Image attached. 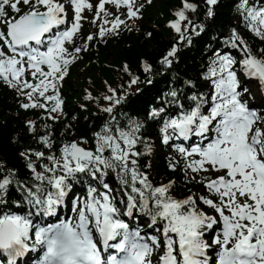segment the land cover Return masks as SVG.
<instances>
[{"label":"snow or ice","instance_id":"obj_1","mask_svg":"<svg viewBox=\"0 0 264 264\" xmlns=\"http://www.w3.org/2000/svg\"><path fill=\"white\" fill-rule=\"evenodd\" d=\"M105 2L99 0L98 7L108 15ZM112 2L126 6L129 18L142 15L144 5L137 6L135 0ZM198 7L194 0H182L175 10L169 25L179 41L192 43L189 28L204 30V24L193 25L188 15ZM85 8L94 9L91 0H0V80L26 98L23 108L49 109L45 115L52 119L59 118L54 112H63L60 86L71 63L96 35L89 33L82 46H68L75 45ZM237 10L246 26L264 39V7L239 0ZM206 14L215 13L208 7ZM100 15L95 12L93 19ZM110 23L111 29L99 27L100 37L115 32L124 20L117 15ZM226 42L241 57L215 51L203 73L208 91L192 92L185 106L183 86L171 87L157 97L163 103L150 105L147 111L158 124L162 141H175L172 147L184 158L186 177L195 179L189 171L201 174L207 194L177 197L172 194L174 181L154 184L141 168L137 158L142 153L136 145L144 143L145 152L152 148L141 136L145 121L120 111L131 85L140 81L125 64L124 71L131 76L128 88L121 85L118 91L108 85L110 94L104 96L108 103L101 107L109 120L93 133L94 146H87L88 138L81 136L62 142L59 155L32 148L22 153L36 181L31 186L16 182L26 195L15 204L26 208L14 210L5 203L15 170L0 178V254L6 264H27L23 258L30 253L37 257L32 264H154L158 249L155 264H264V114L249 106L243 95L248 89L238 74L242 71L264 85V47L254 49L236 28ZM180 47L173 44L160 63L171 67L179 59ZM143 70L151 73L153 64L144 60ZM88 96L92 98L90 92ZM26 123L37 132L35 120ZM37 139L53 149L50 131ZM169 166L175 168L176 163ZM110 171L124 195L107 181ZM79 183L86 185L83 195L76 193ZM66 198L72 215L61 219L57 213ZM134 210L151 217L149 228L162 223V232L153 234L143 225L130 224L125 217L133 216ZM210 230L215 232L211 243L205 239ZM210 250L215 251L214 258Z\"/></svg>","mask_w":264,"mask_h":264},{"label":"trees","instance_id":"obj_2","mask_svg":"<svg viewBox=\"0 0 264 264\" xmlns=\"http://www.w3.org/2000/svg\"><path fill=\"white\" fill-rule=\"evenodd\" d=\"M204 1L194 0L199 7L192 15V23L193 25L204 24V30L189 29V32L193 33L191 44L179 41L178 35L170 32L165 25L166 20L172 18L173 10L182 5V0H161L159 9H155L150 17L148 16L135 35L113 46L101 48L97 55L95 53L86 55V61L91 63L84 75L77 67L74 76L72 75L66 83L65 92L68 95L69 110H75L77 114L69 116L65 121L48 124L39 119L37 113L23 111L15 95L0 83V162H2L0 178L7 175L10 170H15L13 183L8 188L9 199H5L9 207L16 206L15 201L23 199L26 195L22 185L17 186V181L27 183L29 186L36 183L31 169L27 167L28 161L22 155L27 149L56 151L59 155L58 149L62 142L78 139L81 136L88 138L87 146H94L93 133L109 120V114L101 107L108 103L104 99L108 85L122 91L120 86L124 85L127 89L125 82L131 78L129 72L112 74L111 70L105 67V63L110 67L112 63L116 64L115 59L121 58L128 65L131 73L140 77L137 84L131 85L129 97L120 111L143 119L145 124L141 129V136L146 138V141H151L157 137L159 126L147 117L149 106L163 103V100L157 97H163L171 87L183 86L182 93L192 92L194 86L198 90L201 85L200 76L207 65L208 55L211 54L210 51L208 53V47L217 44L219 38L229 34L232 28H236L254 49L264 47V44L253 38L243 25L234 23L238 17L236 10L238 0H217V4L211 6L203 4ZM208 7H211L215 13L211 17L206 15ZM177 43L181 45L177 53L179 59L174 60L171 67L162 65L160 58L173 44ZM144 60L153 64L151 73L144 72ZM73 77L76 78L77 83L73 81ZM149 79L152 81L150 84L146 82ZM186 80L193 81L194 85L185 84ZM85 91L87 96L89 92L91 93V99L89 96L85 99ZM188 96L189 94H186L181 98L183 102H186ZM78 102L83 107H77ZM28 120L36 121L37 132L29 130V125L26 123ZM43 124L50 127L45 129L41 127ZM45 131L52 133V139L55 141L53 149H48L37 139L38 134H44ZM32 158L37 160L34 154ZM143 162L145 165H150V167L141 166V168L149 173L154 184L167 183L171 180L174 181L173 195L182 198L192 193V184L185 183L179 172L171 171L161 156L156 155L151 164L147 160ZM37 163L39 165L38 160ZM114 177V172L110 171L106 178L112 186H116ZM194 188L197 189V186Z\"/></svg>","mask_w":264,"mask_h":264},{"label":"rangeland","instance_id":"obj_3","mask_svg":"<svg viewBox=\"0 0 264 264\" xmlns=\"http://www.w3.org/2000/svg\"><path fill=\"white\" fill-rule=\"evenodd\" d=\"M115 61H116V64L115 63H110L111 64V66L110 67H108L106 64H104L105 65V67H107V68H109L110 70H111V73L112 74H117V73H124L125 72V74L127 73L126 71H124V68H123V66H124V64H123V60L120 58V59H115ZM254 94V93H253Z\"/></svg>","mask_w":264,"mask_h":264},{"label":"bare ground","instance_id":"obj_4","mask_svg":"<svg viewBox=\"0 0 264 264\" xmlns=\"http://www.w3.org/2000/svg\"><path fill=\"white\" fill-rule=\"evenodd\" d=\"M228 52H231V51H228Z\"/></svg>","mask_w":264,"mask_h":264}]
</instances>
